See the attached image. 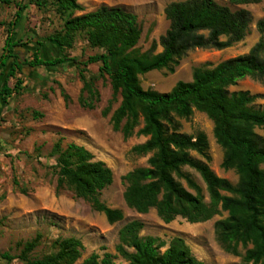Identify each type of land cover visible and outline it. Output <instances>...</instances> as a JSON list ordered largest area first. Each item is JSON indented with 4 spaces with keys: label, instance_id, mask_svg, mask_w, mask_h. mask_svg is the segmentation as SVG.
Instances as JSON below:
<instances>
[{
    "label": "trees",
    "instance_id": "trees-1",
    "mask_svg": "<svg viewBox=\"0 0 264 264\" xmlns=\"http://www.w3.org/2000/svg\"><path fill=\"white\" fill-rule=\"evenodd\" d=\"M35 1L39 6L46 4L44 0ZM230 1L248 5L262 0ZM53 3L64 18V29L49 40L59 46L63 55L44 59L41 56L44 44L38 41L40 47L30 59L22 56L21 49L26 44L17 38V29L25 7L18 4L0 56V75H5L0 87L2 105H8L9 98L22 91L23 82L17 75L24 74L26 67L58 69L71 62L90 91L85 73L90 65L99 64L100 73L110 79L115 94L122 97L112 118L114 129L129 138L143 123L138 135L147 138L133 149L141 155H150L147 166L124 176L126 205L140 214L155 209L165 223L178 217L200 223L226 212L227 217L216 225L219 242L231 254H239L240 247L245 249L239 264H264V137L255 131L264 129V106L255 105L259 95L229 90L248 77L264 79V39L246 55L213 67L196 68L192 81H180L168 93L145 90L140 82V76L152 71L166 69L173 73L191 50H221L241 42L253 21L251 13L245 9L232 11L215 0L173 2L165 9L170 23L168 31L159 44L154 41L148 51L142 52L137 48L142 29L133 13L106 5L83 13L85 8L77 0H53ZM77 12L83 14L76 15ZM258 29L264 33L263 20L258 23ZM78 32L86 34L89 47L97 53L81 58L67 54ZM158 46L162 51L156 53ZM11 79L16 81L14 88ZM195 111L213 121L214 136L225 151L223 167L235 169L239 175L236 185L211 170L207 163L209 143L203 132L192 136L178 131L175 118L187 119ZM53 156L57 157L58 191L68 188L102 213L110 224L124 219L122 211L108 207L100 199L102 191L113 183V172L103 161L75 143L63 148L62 140L55 144ZM184 168L201 176L207 186L209 203L205 202L194 178L183 172ZM178 179L184 180L187 187ZM143 227L142 222L132 221L121 231L123 243L133 249L132 253H125L118 247L129 264H203L181 237L174 238L167 246L158 238L141 237ZM39 242V237L28 242L21 259L28 264H75L83 249L82 242L72 237L57 241V254L31 260L29 254ZM2 257L13 260L7 253ZM112 259V255L106 254L99 260L94 254L83 264H112Z\"/></svg>",
    "mask_w": 264,
    "mask_h": 264
},
{
    "label": "rangeland",
    "instance_id": "rangeland-1",
    "mask_svg": "<svg viewBox=\"0 0 264 264\" xmlns=\"http://www.w3.org/2000/svg\"><path fill=\"white\" fill-rule=\"evenodd\" d=\"M44 1L46 4L39 6L35 0H0V56L18 4L25 7L17 29V38L26 44L21 49L22 56L30 59L40 47L38 41L44 44L41 48L44 59L63 55L59 46L49 39L63 31L64 18L56 10L53 0ZM77 1L85 8L83 13L106 5L122 7L136 15L142 29L137 48L146 52L154 41L159 44L160 38L169 29L166 7L186 0ZM215 1L232 11L245 9L251 13L253 21L245 38L221 50H191L180 60L173 73L164 69L140 76L145 90L168 93L178 82L192 81L196 68L213 67L225 60L246 55L264 39V33L258 29V23L264 21V0L248 5H235L230 0ZM83 13L77 12L76 15ZM161 51L158 46L156 53ZM66 52L70 57L81 58L98 51L89 47L84 32H78L73 48ZM99 69V64L90 65L85 73L89 91L79 70L71 62L58 69L26 67L24 74L17 75L23 82L20 94L14 93L6 106L0 101V264H28L20 256L25 245L37 237L40 242L29 254L31 260L57 254V241L74 237L83 245L75 264H83L94 254L99 256V260L106 254L112 255V264H129L124 252L132 253L133 249L123 243L121 231L132 221L143 223L141 237L158 238L167 246L174 238L181 237L203 264H239L245 249L240 247L239 254H231L218 240L216 225L227 217L226 212L221 211L212 219L200 223H190L181 217L165 223L155 209L140 214L126 205L124 176L147 166L150 155L133 151L147 138L138 135L143 123L129 138L114 129L112 118L122 97L115 94L110 79L103 76ZM4 78L5 75H0V87ZM15 83L14 79L10 80L11 87L14 88ZM229 90L259 95L255 105L264 106V79L248 77ZM174 121L181 133L195 136L203 132L209 143L210 160L207 163L211 170L234 185L239 182L235 169L223 167L225 151L217 143L214 123L206 114L195 111L187 119L176 117ZM255 131L264 137V129L256 128ZM59 140H62L63 148L70 143L84 146L112 170L113 183L102 191L100 199L108 207L122 211V221L110 224L102 213L95 211L86 200L77 198L68 188L57 190L59 176L53 148ZM192 155L204 160L196 153ZM183 172L194 178L202 189L205 202L209 203L207 186L201 176L189 168H184ZM178 180L187 187L184 180ZM120 246L124 251L122 253L118 250ZM5 253L13 260L4 259L2 255Z\"/></svg>",
    "mask_w": 264,
    "mask_h": 264
}]
</instances>
